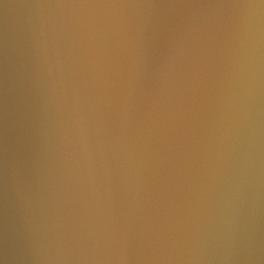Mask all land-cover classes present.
<instances>
[{"label":"water","instance_id":"obj_1","mask_svg":"<svg viewBox=\"0 0 264 264\" xmlns=\"http://www.w3.org/2000/svg\"><path fill=\"white\" fill-rule=\"evenodd\" d=\"M0 264H264V0H0Z\"/></svg>","mask_w":264,"mask_h":264}]
</instances>
